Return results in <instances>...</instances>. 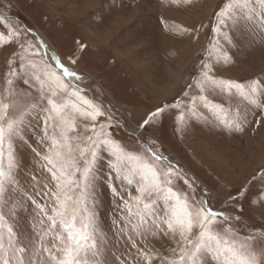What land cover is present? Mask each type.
Here are the masks:
<instances>
[{"label": "rangeland", "instance_id": "1", "mask_svg": "<svg viewBox=\"0 0 264 264\" xmlns=\"http://www.w3.org/2000/svg\"><path fill=\"white\" fill-rule=\"evenodd\" d=\"M230 2L0 0V104L10 106L0 109V123L16 121L14 133L0 146L5 174L0 214L3 224L14 229L13 245L27 249L24 264H56L54 257L62 258L69 243L72 221L53 211L58 207L53 194H59L57 183L62 182L55 177L78 178L72 231L88 226L87 239L80 241L84 264H227L229 257L207 248L190 258L203 229L194 222L185 233L192 244L185 242L168 188L193 211L206 201V207L224 214L210 225L213 234L237 247H264V3L251 0L231 16H218ZM176 10L190 26L170 25L166 14ZM17 19L46 35L81 79L68 82L52 67L38 37ZM129 34L124 39L129 43L119 44L120 36ZM165 35L177 39L171 40L175 46L193 40L183 64L174 46L168 49L174 44L164 45ZM121 59L128 82L111 63L119 65ZM177 67L175 80L170 69ZM206 72L217 81L242 84L244 93L255 83L257 91L244 95L227 84L212 85ZM135 81L147 84L154 95L142 92ZM167 84L173 85L165 93H154ZM74 89L79 91L74 94ZM49 99L67 107L63 115L75 119L74 129L64 131ZM158 108L168 109L165 122L164 114L151 115ZM97 109L101 114L95 120L84 114ZM144 120L149 123L141 127ZM105 139L118 144L125 156L150 163L159 174L160 190L152 189L137 162L116 165L112 150L100 147ZM56 151L63 159L50 164L45 157L56 160ZM0 235V264L5 259L17 264L21 254L8 247L6 227Z\"/></svg>", "mask_w": 264, "mask_h": 264}, {"label": "snow or ice", "instance_id": "2", "mask_svg": "<svg viewBox=\"0 0 264 264\" xmlns=\"http://www.w3.org/2000/svg\"><path fill=\"white\" fill-rule=\"evenodd\" d=\"M261 3H264V0H260ZM251 4V0H231V2L226 5V10H221L220 13H218V16L224 17V16H231L233 11L247 8ZM221 24L224 23L223 20L220 21ZM73 64H75V61H71ZM57 63L59 66L63 69V73L65 76L73 77L76 80L81 79L77 75L76 72L70 71L68 68L64 67L63 64H60L59 60H57ZM206 80L212 84V85H224L227 84L230 87L236 88L241 90L242 94L244 95H251L254 94L257 91L256 84L254 83L253 86L250 88L249 92L244 93L243 88L244 86L242 84L236 83L234 81H217L213 77L209 76L207 72L204 74ZM64 87H67L65 85ZM78 89H74V94L78 92ZM264 95V94H262ZM48 103L52 105V109L56 111L58 115L61 116V126L63 127L64 131L67 132L69 130H72L75 128V119H69L68 117L64 116L63 113L67 110V107L61 108L57 105V102L53 99H49ZM10 106L7 104H0V109H7ZM72 107H75V105H72ZM164 111L163 108L156 109L155 112L151 113L152 116H155L157 114H160ZM85 115L91 116L93 120L96 119L97 115H100V111L97 109L94 113L86 112ZM2 119V118H0ZM149 123L148 120H144L143 124H141V127H144ZM16 127V121H7L5 123H0V146L3 145V142L5 140L6 136H11ZM64 140L67 141L68 137L67 135L64 136ZM53 146H58L60 144V141L56 140L55 137H53L52 140ZM107 146L109 149L112 150L113 156L115 157L116 165H123L125 161H133L137 162V167H139L142 171L143 178L149 179L151 178V187L154 191L160 190V183L158 181V172L151 166L150 163H140V158L138 156L127 154L126 156L123 154L122 149L120 146L116 143H114L112 140L105 139L101 142L100 147L103 148V146ZM96 145H93V148L91 150V155L93 159L97 156L96 151ZM54 156L56 157V160H53L52 157H45L46 160L50 164H56L57 161L63 159V154L60 151L54 152ZM156 159H162L161 157H155ZM12 163V158L10 157V166ZM75 167V165H73ZM61 171H63V166H61ZM90 169L85 168L84 169V177L87 178L89 174ZM79 172V168L75 169V172L72 174L73 176L76 175V173ZM169 172H171V169H169ZM4 172L3 170H0V185H2L3 179H4ZM58 181L57 183V189L59 194H53L55 196V199L58 201V207L54 208L53 211L56 213L57 216L64 218L69 217L72 221L71 224L68 225L69 228V234H68V241L66 247H64L61 251L63 252L62 258H55L56 264H84V262L80 258L81 253V247H80V241L86 240L87 235L85 233V229L88 227L87 225H84L82 229H77L75 232L72 231V229L75 226L76 218L74 214V209L72 208V201L73 196L72 192L76 187H78V178H69L62 180L61 177H55ZM2 190V188H0ZM140 192L146 191L145 188H140ZM168 197L174 198L176 207L173 208L172 215L175 219L176 224L181 229V236L184 238L185 242L187 244H192V241L188 238L185 233H190L192 231V228L194 226V222L198 223L200 227L203 229L199 233L200 240L198 243L194 245L195 251H193L190 254V258L194 257L196 255V252L199 251L201 248H207L209 251H215L217 254L225 255L229 257L227 264H264V247H261L258 251L249 249L245 246V244H241L239 247L236 246L235 241H229L226 238H222L218 233L213 234L210 225L215 222V218L220 216L223 217V213H218L213 211L211 208L206 207L207 202H204L205 206H201L196 208L194 211L193 209L189 208L187 201H181L180 196L173 192L172 188L167 189ZM138 199V198H137ZM147 207V205H145ZM53 221V223H56L55 218L49 217ZM227 219V217H225ZM238 219V218H237ZM4 216L0 214V228L6 227L7 233H8V247L13 250V254L20 253L17 257V264H24V254L27 252V249L25 246L15 247L13 245V239L15 237L14 229L11 225H4ZM168 228L171 230L173 225L171 222L168 223ZM4 249V237L3 235H0V250ZM44 251H48L47 249H44ZM182 251H184L182 249ZM185 255H189L187 252H185ZM184 259V256H181V260ZM3 264H10L9 260L5 259L3 261ZM31 264V262H29Z\"/></svg>", "mask_w": 264, "mask_h": 264}, {"label": "bare ground", "instance_id": "3", "mask_svg": "<svg viewBox=\"0 0 264 264\" xmlns=\"http://www.w3.org/2000/svg\"><path fill=\"white\" fill-rule=\"evenodd\" d=\"M92 1H96V0H88V4H90ZM72 8H74V9H76L77 7H73L72 6ZM135 16V15H134ZM169 16H172L173 17V14H171L170 15V13H169ZM180 16V15H179ZM176 17V16H175ZM185 18H183L182 20L180 19V17H178L179 18V20H181V21H183V22H187L188 24H191L190 23V21L188 22L187 21V19H186V16H184ZM129 18V17H128ZM173 19V18H172ZM129 20V19H128ZM127 21V20H126ZM125 21V22H126ZM196 20H194V22H195ZM120 25V24H119ZM117 27V26H116ZM110 31V30H109ZM41 32V31H40ZM39 32V33H40ZM86 36H89V38H92V37H94L95 35H89V34H85ZM40 37L42 38V41H44V47H45V53H46V56H47V58L49 59V62H50V64L52 65V67H57V68H59V69H61V70H63L60 66H59V64L57 63V60H59V62H60V64H63V66L64 67H66V68H68L69 69V66L70 65H68L67 64V62L64 60V58L61 56V54L59 53V50L56 48V46H54L53 45V43L49 40V38H46V35H44V34H40ZM99 38V37H98ZM104 38V37H103ZM176 41V40H175ZM178 43V42H177ZM189 43V44H188ZM187 44V46H180V45H178V46H175V43H173L174 45H172V47H170V49L171 48H173V46H174V48H173V52L176 54V56H177V58L178 59H180L181 60V64H183V62H182V60L184 61V60H186V57L189 55V49H190V47L193 45L192 43H191V41L190 42H188ZM186 45V44H185ZM56 49H55V48ZM93 48V47H92ZM174 49H176V52L174 51ZM180 64V61H179V63H178V65ZM177 65V66H178ZM182 67V66H181ZM182 69V68H181ZM170 70H172L170 73H172V77L176 80V78L173 76V74H175L176 76H178V73H179V70H178V67L176 68V69H173V68H171ZM169 70V71H170ZM72 80V79H71ZM178 80V79H177ZM174 82V81H173ZM72 83H73V81H72ZM172 85L173 84H167V85H165L166 87H159V88H156L155 87V89H154V93H165L170 87H172ZM152 91V90H151ZM154 95V94H153ZM262 152H264V147H262ZM261 152V151H260Z\"/></svg>", "mask_w": 264, "mask_h": 264}, {"label": "crops", "instance_id": "4", "mask_svg": "<svg viewBox=\"0 0 264 264\" xmlns=\"http://www.w3.org/2000/svg\"><path fill=\"white\" fill-rule=\"evenodd\" d=\"M180 7H181V5H180ZM166 12H167V9H166ZM198 12V11H197ZM169 13L170 14H173V17L172 16H169ZM180 15V16H179ZM176 16V17H175ZM168 17H170L171 18V22H170V25H172V26H175L176 28L177 27H179V26H181V25H178V23H180V24H184V25H186V24H188L187 22L185 23V22H183V21H181L183 18H185L179 11H173V12H168L167 14H166V19H168ZM178 17H180V19L181 20H179V18ZM173 18V19H172ZM178 26H177V25ZM189 25V24H188ZM169 26V25H168ZM190 26V25H189ZM181 28H183V26H181ZM189 29H190V27H189ZM120 38H121V41L119 42V44H127V43H129V41H124V39L125 40H128V38H131V36H130V34H129V36H126L125 35V37L124 38H122L121 36H120ZM172 39H170V37L168 36V35H165V38H164V45H166V48H167V45H172V43H175V42H172L171 40H173V39H176V38H173V37H171ZM177 40V39H176ZM191 43L193 44V40H191ZM176 44V43H175ZM169 50H171L170 48H168ZM169 53V52H168ZM166 56H168V54L166 53ZM171 56V55H170ZM122 60V61H121ZM120 60V62L123 64V65H125L126 66V64H125V59H121ZM124 60V61H123ZM129 72H130V70H129ZM168 75H169V72H168ZM170 75H171V73H170ZM133 77H137V73H134L133 75H132ZM136 81H137V79H136ZM135 81V83H136V86L137 87H139L140 88V90L142 91V92H144L145 94L147 93V95H149V96H151L152 97V95H153V92L151 91L152 89L147 85V84H140V82L141 81H139V84L137 83ZM147 106V105H146Z\"/></svg>", "mask_w": 264, "mask_h": 264}, {"label": "trees", "instance_id": "5", "mask_svg": "<svg viewBox=\"0 0 264 264\" xmlns=\"http://www.w3.org/2000/svg\"><path fill=\"white\" fill-rule=\"evenodd\" d=\"M78 40H79V39H78ZM103 59H104V58H103ZM103 59H102V60H103ZM103 61H104V60H103ZM116 61H117V60H116ZM116 61H112V60H111V63H114V66H115L116 68H117V67H120V68H121L122 71H121V75H120L121 78H120V79H124V81L127 80V82H128V79H127V74H128V73H127V70L125 69V67L123 66V64L120 63V64L118 65V64H117L118 61H117V62H116ZM98 63H99L100 68L105 70L104 63L101 62L100 60H98ZM123 67H124V68H123ZM116 68H115V69H116ZM106 76H107V75H106ZM128 77H130V76H128ZM127 82H126V83H127ZM129 82H130V84H131L130 79H129ZM110 86H111V85H110ZM168 107H169V105H168ZM168 107H167V108H168ZM167 108H163L164 111H163L162 114H160V116H159V118H161L162 115L164 114V115H163V117H164V122H165V119H166V118H165V115L167 114V111H168ZM169 109H170V108H169ZM174 110H175V109H174ZM164 122H163V125H164ZM163 127H164V126H163ZM164 128H165V127H164ZM163 132H168V131H167V129H163Z\"/></svg>", "mask_w": 264, "mask_h": 264}, {"label": "water", "instance_id": "6", "mask_svg": "<svg viewBox=\"0 0 264 264\" xmlns=\"http://www.w3.org/2000/svg\"><path fill=\"white\" fill-rule=\"evenodd\" d=\"M17 22L23 27L25 28L26 30H28L29 32H32L34 35H36L38 37V40L40 41V43L42 44L44 50H45V47H44V41H42V38L40 37V34H43L42 32H40L39 30L37 29H31L30 27H28L26 24L22 23L21 20L17 19ZM40 32V33H39ZM47 38V37H46ZM55 48V47H54ZM56 49V48H55ZM56 70H58L59 72H61L62 74L63 73V70L57 68V67H54ZM72 77H68L66 76V79L68 80V82H72L71 80Z\"/></svg>", "mask_w": 264, "mask_h": 264}]
</instances>
